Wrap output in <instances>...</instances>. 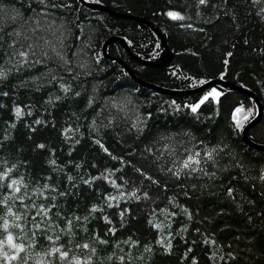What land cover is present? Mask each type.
Here are the masks:
<instances>
[{"label":"trees","instance_id":"trees-1","mask_svg":"<svg viewBox=\"0 0 264 264\" xmlns=\"http://www.w3.org/2000/svg\"><path fill=\"white\" fill-rule=\"evenodd\" d=\"M86 1L165 37L164 70L108 48L139 80H224L264 110V0ZM110 38L160 56L150 28L80 0H0V264H264V152L243 139L255 102L142 87L106 60ZM249 139L264 146V118Z\"/></svg>","mask_w":264,"mask_h":264},{"label":"water","instance_id":"water-1","mask_svg":"<svg viewBox=\"0 0 264 264\" xmlns=\"http://www.w3.org/2000/svg\"><path fill=\"white\" fill-rule=\"evenodd\" d=\"M80 2L87 10H90L92 12L105 13V14H108V15L116 17V18L127 19V20L142 23L145 26H147L148 28H150L157 35V37L160 41V56L158 59H155V60H141V59H139L138 57H136L134 55V53L131 51V49L129 48L126 41L123 39L110 38L104 44L103 55L105 56L106 60L118 63L121 67H123L126 70V72L130 75V77L135 82H137L140 86L154 90V91L159 92L163 95H167V96H171V97H177V96H184V95H188V94H196V93L204 91L205 89L213 88L214 86L221 85L223 87L229 88L230 90H234V91L246 96L247 98L252 99L258 108L257 117L254 120H252L251 122H249L246 125V127L244 128L243 139H244V142L246 143V145L248 147H250L251 149L264 152V146L257 145L249 139V134L262 122V120L264 118L263 105H262L261 101L259 100V98L253 92L248 91L244 88L232 85L230 83H227L224 80L209 81L208 83H206L201 88L194 90V91H191V92L190 91L189 92L171 91V90L160 88V87H157V86H154V85H151V84H148V83H145V82L139 80L135 76L133 71L127 65H125L121 61L114 59L113 57H111L108 54V48L113 44H120L124 48V50L126 51L127 55L131 58V60L139 63L142 66L148 67V68H153L156 70H164L169 65H171L172 62L174 61V53L171 50V48L169 47L165 37L153 25H151L147 21H144L140 18L117 14V13L111 12L105 6L95 4V3H90V2H87L86 0H80ZM206 101H207V98L204 100V102H206Z\"/></svg>","mask_w":264,"mask_h":264},{"label":"snow or ice","instance_id":"snow-or-ice-1","mask_svg":"<svg viewBox=\"0 0 264 264\" xmlns=\"http://www.w3.org/2000/svg\"><path fill=\"white\" fill-rule=\"evenodd\" d=\"M206 2V0H200V3L201 4H203V3H205ZM168 15L170 16V17H173V18H180L179 16H178V14L177 13H175V12H169L168 13ZM215 89H213V92L215 93ZM207 97H205V99H206ZM196 107H198V106H195V107H193V111H195L196 110ZM239 111H241V109H237V112H239ZM186 167L188 166L187 164L185 165ZM9 239H11V237H9Z\"/></svg>","mask_w":264,"mask_h":264},{"label":"bare ground","instance_id":"bare-ground-1","mask_svg":"<svg viewBox=\"0 0 264 264\" xmlns=\"http://www.w3.org/2000/svg\"><path fill=\"white\" fill-rule=\"evenodd\" d=\"M93 3V2H92ZM95 3V2H94ZM151 24V23H150ZM132 70V69H131ZM238 115V114H237Z\"/></svg>","mask_w":264,"mask_h":264}]
</instances>
